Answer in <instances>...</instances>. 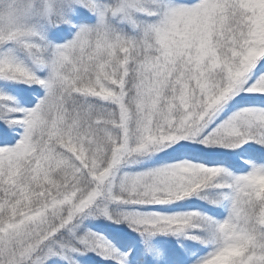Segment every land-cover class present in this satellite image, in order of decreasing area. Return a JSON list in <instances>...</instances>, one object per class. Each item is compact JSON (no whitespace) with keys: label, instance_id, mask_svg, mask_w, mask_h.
<instances>
[{"label":"snow or ice","instance_id":"snow-or-ice-1","mask_svg":"<svg viewBox=\"0 0 264 264\" xmlns=\"http://www.w3.org/2000/svg\"><path fill=\"white\" fill-rule=\"evenodd\" d=\"M0 264H264V0H0Z\"/></svg>","mask_w":264,"mask_h":264}]
</instances>
